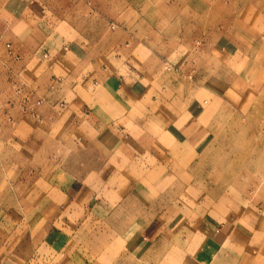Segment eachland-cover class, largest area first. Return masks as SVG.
Instances as JSON below:
<instances>
[{
  "label": "rangeland",
  "instance_id": "obj_1",
  "mask_svg": "<svg viewBox=\"0 0 264 264\" xmlns=\"http://www.w3.org/2000/svg\"><path fill=\"white\" fill-rule=\"evenodd\" d=\"M37 1L34 11L41 14L49 1L54 13L52 22L37 21L56 33L40 38L43 43L71 41L103 54L131 41L141 51L148 41L144 46L157 51L164 49L158 33L166 35L172 48L150 53L155 62L148 69L159 84L166 80L167 89H151L176 95L177 150L160 133L169 119L153 117L162 103H151L147 164L126 175L119 168L112 180L105 167L97 210L76 214L69 229L46 227L45 214L28 212L38 201L28 193L31 179L51 176L55 167L10 144L3 97L12 87L1 68L11 61L10 37L0 27V264L35 254L51 264H130L127 255L143 260L133 264H173L166 261L177 254H237L241 241H263L246 252L257 257L251 264H264V0H144L143 12L155 15L166 3L177 14L171 22L137 18L142 0L117 8L110 0H90L96 11L88 0ZM11 24L19 31L25 23ZM196 140L195 148L188 146Z\"/></svg>",
  "mask_w": 264,
  "mask_h": 264
},
{
  "label": "crops",
  "instance_id": "obj_2",
  "mask_svg": "<svg viewBox=\"0 0 264 264\" xmlns=\"http://www.w3.org/2000/svg\"><path fill=\"white\" fill-rule=\"evenodd\" d=\"M90 2L91 7L86 5L96 11L94 3ZM122 2L126 7L135 4L131 0H110L109 4L117 8ZM138 3L142 12L137 14V18L142 21L177 20L176 12H167L166 3L163 11L156 15L143 12L144 0ZM47 4L43 5L46 7L40 14L32 8L41 5L37 0H3L0 3L1 34H9L8 44L12 50V55L7 51L10 63H4L1 68L3 75L8 77V87L13 90L10 89L3 97L8 102L3 113L9 114L7 120L12 124L9 130L12 143H9L13 148L17 146L28 151L29 155L45 157L55 167L51 176L47 175L48 171L45 177L38 174L31 179L28 196L36 197L38 201L36 205L29 206L28 212L45 214L41 223L56 231L71 228L76 214L97 210V197L102 195L96 188L100 186L97 183L103 181V174L110 172L112 180V175L118 176L119 168L123 174H129L130 170L133 173L137 169L135 167L147 164L151 103H162V108L154 111L153 117L165 122L169 119L168 124L159 128L160 133H164L177 150V100L174 94H160L159 89L150 88L153 85L166 86V80L159 84V78L148 69L151 61L155 62L150 53L158 55L166 53L167 46L172 48L165 34L158 33L164 49L157 51L144 46L150 43L148 41L141 44V51L138 44L131 41L129 47L114 44L103 54H96L85 46H75L71 41L43 43L40 38L56 36L53 29H45L47 26L44 28L37 23L54 20V13ZM63 18L69 19V14ZM11 23L25 24H20L22 28L19 31L16 28V31ZM146 36L149 41L154 37L150 31ZM172 51H176L175 45ZM43 54H46L45 58ZM36 100L39 104L34 103ZM23 104L31 107L32 112L22 111L20 107ZM196 142L192 141L188 146L195 148ZM70 163L82 168L70 166ZM107 166L110 167L109 172L105 168ZM42 200H45L44 205ZM99 208L101 210L102 206ZM41 242L43 246L48 245V249L54 245L53 241ZM65 243L70 244V241ZM241 243L242 250L237 254L231 251L211 257L177 254L164 261L172 263L170 261L173 260V264L256 262L257 257L246 251L250 246L255 250L263 241ZM125 258L130 264L135 260L143 262L134 256ZM51 263L52 259H43L35 254L20 264ZM12 264H17V261Z\"/></svg>",
  "mask_w": 264,
  "mask_h": 264
},
{
  "label": "built area",
  "instance_id": "obj_3",
  "mask_svg": "<svg viewBox=\"0 0 264 264\" xmlns=\"http://www.w3.org/2000/svg\"><path fill=\"white\" fill-rule=\"evenodd\" d=\"M6 49H7L8 53H9V55H10V54L12 53V52H11L12 50H11V46H10V44H8V43L6 44ZM11 55H12V54H11ZM43 57L45 58V57H46V54H43ZM15 58H17V57H15ZM17 91H18V90H17ZM34 103H35V104H39V101L36 100ZM20 108H21L22 111H27V110H28V112H32V108L29 107L28 105H24V104H23V105H21Z\"/></svg>",
  "mask_w": 264,
  "mask_h": 264
}]
</instances>
